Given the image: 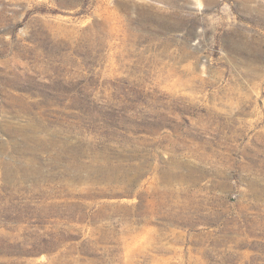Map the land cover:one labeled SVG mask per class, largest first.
<instances>
[{
	"label": "rangeland",
	"instance_id": "obj_1",
	"mask_svg": "<svg viewBox=\"0 0 264 264\" xmlns=\"http://www.w3.org/2000/svg\"><path fill=\"white\" fill-rule=\"evenodd\" d=\"M0 264H264V0H0Z\"/></svg>",
	"mask_w": 264,
	"mask_h": 264
}]
</instances>
